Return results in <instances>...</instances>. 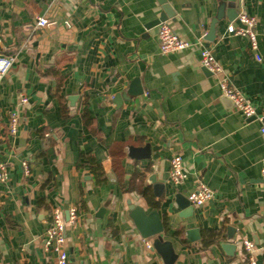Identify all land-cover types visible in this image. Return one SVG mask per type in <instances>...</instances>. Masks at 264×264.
Wrapping results in <instances>:
<instances>
[{
    "label": "crops",
    "instance_id": "1",
    "mask_svg": "<svg viewBox=\"0 0 264 264\" xmlns=\"http://www.w3.org/2000/svg\"><path fill=\"white\" fill-rule=\"evenodd\" d=\"M223 3L237 15L219 20L210 40ZM165 4L176 33L191 42L204 36L221 76L264 116V0H0V55L15 57L0 84V163L9 173L0 183V264H59L45 248L56 208L68 264H165L145 246L130 203L159 213L174 264H249L244 240L264 264V122L223 96L197 45L161 53L153 22ZM243 11L258 20L255 51L227 32ZM39 17L49 24L38 27ZM135 79L144 92L116 102ZM147 144L151 158L131 156V147ZM174 154L187 174L178 186L169 180ZM153 174L165 184L160 196ZM201 183L214 198L185 214L176 195L188 199Z\"/></svg>",
    "mask_w": 264,
    "mask_h": 264
},
{
    "label": "built area",
    "instance_id": "2",
    "mask_svg": "<svg viewBox=\"0 0 264 264\" xmlns=\"http://www.w3.org/2000/svg\"><path fill=\"white\" fill-rule=\"evenodd\" d=\"M238 20L240 25L230 24L227 28V32L233 35H240L247 37L250 42V47L253 51L258 48V41L255 32L257 25V18L255 16L248 15L247 13L240 12L238 14ZM49 24V20L46 17H39L37 21L38 27H45ZM158 40L160 45V51L162 54H169L177 51H182L190 48L193 45H197L200 49L201 64L208 69L212 74L219 76V85L223 96L230 99L235 108L243 114L245 118L256 117L264 122V116H258L255 107L247 99L246 95L238 89L231 81L224 76H221V66L213 54V51L205 46L204 36L199 37L196 42H191L181 37L173 27L167 22H162L158 29ZM256 59L261 61L260 55L256 54ZM15 63V57L12 55H0V84L10 72ZM27 101V99H24ZM81 102H79L80 104ZM18 127V117L15 113L12 114L9 121V128L12 133H16ZM264 133V127L262 129ZM104 167H108L109 160L102 162ZM22 165L26 174H29L30 169L27 161H23ZM262 177L264 179V168L262 169ZM187 178V174L183 166V158L180 154H174L170 159L169 180L173 185H180ZM9 179L8 168L0 163V183H6ZM214 198L213 191L204 183L198 185L189 195L188 199L194 207H203ZM77 220V209L71 208L69 211V222L74 223ZM45 248L47 251H52L58 257L59 264H68V253L65 248L66 242V225L63 221L59 209H55L52 213L51 224L46 231ZM144 244L148 249H153V244L143 238ZM243 246L248 253L249 264H257L253 255L254 245L249 240H244Z\"/></svg>",
    "mask_w": 264,
    "mask_h": 264
},
{
    "label": "water",
    "instance_id": "3",
    "mask_svg": "<svg viewBox=\"0 0 264 264\" xmlns=\"http://www.w3.org/2000/svg\"><path fill=\"white\" fill-rule=\"evenodd\" d=\"M165 5H166L164 7L165 12L162 13V15L153 22L154 25H159L162 22L167 21L169 18L175 17L176 15L175 11L171 10L170 7L167 6V4ZM232 14L234 16L237 15V10L235 7H227V3H223L219 7V11L216 17L213 18L211 22V29L208 35V38L210 40H213L216 36L215 33L216 24L219 22V20H221L225 15H227L229 20L232 21L235 18ZM143 92L144 89L140 85L139 79H135V81L132 84V88L129 91H127V95L125 93L118 94L117 97L115 98V101L120 103L121 101H123L124 98L128 99L132 96L141 94ZM131 150H132L131 156H133L137 160L151 158L152 147L150 144H147L141 148L131 147ZM149 182L154 185V187L157 190L156 194L160 196L165 189V184L159 182L155 174L149 177ZM176 198L180 207L185 211L184 213L191 215L193 212V205L190 203L189 199H187V197H185L182 194H177ZM104 209L105 208H101V211ZM129 210H130V217L133 219L135 225L141 232V235L144 238H149V237L153 238V243H152L153 248L163 257L165 264H174L178 255L174 250L173 243L171 241H166L163 239L162 233L164 232L165 227L160 219L159 213L156 210H153L147 214L142 207L136 206L131 203L129 206ZM223 247L229 250L234 249V245L231 243H225L223 244Z\"/></svg>",
    "mask_w": 264,
    "mask_h": 264
},
{
    "label": "trees",
    "instance_id": "4",
    "mask_svg": "<svg viewBox=\"0 0 264 264\" xmlns=\"http://www.w3.org/2000/svg\"><path fill=\"white\" fill-rule=\"evenodd\" d=\"M83 119H84L85 123H87V124H92V122H93V119L88 115L87 112H84V113H83ZM140 180H142V178H140ZM137 187H138V186H136L135 189H137ZM133 188H134V187H133ZM138 188H139V187H138ZM131 189H132V188H131Z\"/></svg>",
    "mask_w": 264,
    "mask_h": 264
}]
</instances>
